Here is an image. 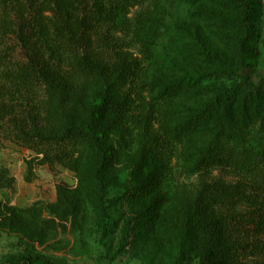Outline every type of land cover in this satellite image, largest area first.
<instances>
[{
	"label": "trees",
	"instance_id": "trees-1",
	"mask_svg": "<svg viewBox=\"0 0 264 264\" xmlns=\"http://www.w3.org/2000/svg\"><path fill=\"white\" fill-rule=\"evenodd\" d=\"M146 1L0 0V134L8 133L10 139L33 149L41 148L38 164L67 163L73 151L82 153L88 167L79 169L77 178L95 188L102 223L105 171L112 161L106 143L110 125L123 128L138 119L150 146L162 151L168 149L169 137L189 135L200 121L218 112L236 113L243 120L251 113L264 112V83L248 84L239 69L252 41L246 21L253 7L247 0H229L238 11L228 23L238 31L233 43L240 59L235 68L234 63L230 65V83L173 132L166 124L160 134L154 131L155 108L170 113L186 86L204 81L209 73L190 72L182 81H169L159 89L155 104L135 120L134 109L141 111L136 103L144 98L141 89L149 91L153 81L146 77L142 59L123 48L122 36L117 33L132 30L136 35L141 31L131 24L128 14ZM142 46L143 58L150 63L159 44L143 41ZM204 56L222 64L221 57L207 50ZM63 105L79 109L86 118L74 116ZM61 108L65 112L56 113ZM43 146H50L53 152L43 151ZM197 164L204 179L181 220L176 264L193 258L264 264V148L248 155L214 145ZM225 166L237 169L240 176L233 182L211 177L215 168ZM34 167L28 168L32 175ZM9 182L7 169L0 166V188ZM56 193L75 221L78 212L69 191L57 185ZM56 215L65 217L61 212ZM0 264L47 263L38 254L32 258L25 253Z\"/></svg>",
	"mask_w": 264,
	"mask_h": 264
},
{
	"label": "rangeland",
	"instance_id": "rangeland-1",
	"mask_svg": "<svg viewBox=\"0 0 264 264\" xmlns=\"http://www.w3.org/2000/svg\"><path fill=\"white\" fill-rule=\"evenodd\" d=\"M247 1L253 7L246 21L252 41L242 64L233 43L238 31L228 23L238 11L229 0H148L131 9V24L141 31L117 35L123 48L142 59L146 77L153 81L149 91L141 89L144 98L136 103L141 111L134 109L135 120L155 104L159 89L190 72L210 76L186 86L170 113L154 107L157 133L164 124L173 132L220 93L230 83L232 63L233 68L240 64L248 84L264 83V0ZM143 41L159 44L150 63L143 58ZM206 50L221 57L222 64L204 56ZM62 108L86 118L79 109ZM212 117L187 136L169 137L170 145L162 151L150 146L138 119L123 128L110 125L106 143L112 161L105 171L104 223L95 188L77 178V171L88 167L82 153L73 151L67 163L38 164L41 148L1 133L0 166L7 169L10 182L0 188V263L28 253L32 258L40 255L47 264H176L181 220L204 179L197 164L201 155L214 145L248 155L264 148V112L244 120L236 113ZM42 150L53 152L50 146ZM29 165L35 166L33 175ZM225 167L215 168L211 177L233 182L240 176L237 169ZM57 185L69 191L78 212L75 221L57 200ZM183 264L223 263L193 258Z\"/></svg>",
	"mask_w": 264,
	"mask_h": 264
}]
</instances>
